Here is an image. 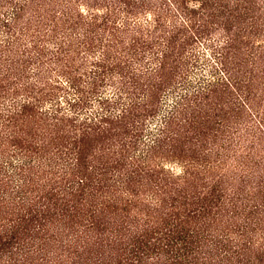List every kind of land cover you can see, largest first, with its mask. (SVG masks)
<instances>
[{
    "label": "trees",
    "instance_id": "obj_1",
    "mask_svg": "<svg viewBox=\"0 0 264 264\" xmlns=\"http://www.w3.org/2000/svg\"><path fill=\"white\" fill-rule=\"evenodd\" d=\"M80 1L0 0V264H26L32 253L50 264H249L260 187L262 202L216 233L213 208L227 195L218 184L211 208L188 201V168L156 176L150 198L139 184L165 170L187 129L199 136L218 124L203 105L214 97L245 112L246 129L264 130L252 77L237 75L235 61L239 21L264 30V12L255 18L256 0H199L204 20L225 32L214 52L226 73L165 104L166 88L179 83L172 18L186 27L195 9L181 0Z\"/></svg>",
    "mask_w": 264,
    "mask_h": 264
},
{
    "label": "rangeland",
    "instance_id": "obj_2",
    "mask_svg": "<svg viewBox=\"0 0 264 264\" xmlns=\"http://www.w3.org/2000/svg\"><path fill=\"white\" fill-rule=\"evenodd\" d=\"M181 1L188 6V13L191 14L190 10L192 8L195 11L192 12L193 17H188L193 19L191 23L190 20L188 22L191 25L188 24L186 27L181 24L182 17L180 15L178 18H172L178 19L174 32L177 34L176 42H178L177 45L179 46V55L175 56V60H173L175 66L173 67H175V79L179 80V83L176 88L173 85L166 88L164 92L165 104L170 100L176 99L177 95L192 91L207 81L219 80L226 73L218 54L214 52V47L222 44L225 39V32L220 23L215 18L211 22L204 20L202 13L197 10L200 4L199 0ZM79 2L81 1L79 0ZM91 2L95 6L104 5L101 0H91ZM155 2L160 4L161 0H155ZM263 8L264 0H256L253 13L256 19L260 18L259 20H261L264 12ZM238 24L237 32L239 37L237 44L239 48L235 60L236 73L242 77L246 75L252 77L251 86L254 98L252 102L256 110H261L264 107L263 25L256 21L253 30L249 32L245 30V21L240 20ZM246 41H249V46L245 44ZM203 105L210 114L208 118H217L218 124L213 120L208 122V126L204 127V133L199 136L187 129V132L181 138L180 146L163 158L165 170L160 173L155 172L152 178L146 176L144 180L140 181L139 185L143 191L139 195L142 198L152 197L153 190L157 189L155 180L158 177H169L173 173H180L181 176L184 174V170L188 168V201L198 197L201 201L204 200L205 204H208L211 208V203L214 202H212L213 198L210 195V191L215 187V184H218L219 188H223L222 192L224 194L227 193V195L225 194L222 197V207L219 209L213 208L214 211H218L216 218L219 217L208 227L211 232L221 233V229H225L227 226L229 229L235 228V225L241 222L242 217L245 215L242 212L247 213L250 209L247 203L252 205L262 202V198H258L260 194L255 192L257 190L254 191V187H260V189L264 190V161L260 162L259 159L260 154L264 151V130L260 131V129H252L250 127L246 129L247 119H249L246 113L244 112L241 117L237 116L235 105L227 103L225 98L218 99L214 97ZM163 108H166V105ZM253 119L256 125L261 127L257 118L254 117ZM155 122L156 119H149L148 125H153ZM254 133L255 136H253ZM250 146L252 147L250 148ZM242 155H248V157L244 158L250 165L238 164L239 160L242 159ZM207 159L212 160L214 163L210 170L207 169L208 166L206 168L203 166ZM256 159L259 161L255 163ZM177 177H175L176 181L178 180L179 182ZM170 180L173 181L170 178L168 182ZM169 184L164 189L170 193L172 188ZM233 192H236L235 195ZM227 196L231 197L237 206H230L228 203L230 198L228 199ZM118 211V215L123 214L125 216V214L129 213L121 209ZM251 217L254 221L258 219L260 223L257 224L259 221H255L256 223L253 221L252 223L258 236H254L256 243L252 246V251H250L253 260L249 264H264V209L261 204L258 211L251 213ZM250 233L252 234V232ZM45 247L46 249L51 248L49 245H45ZM31 257L26 264H50L48 258H46L48 255L38 256L36 253H32ZM114 258L116 259L115 254ZM150 260L148 258L147 262ZM212 263L221 264L217 259L216 261L212 260Z\"/></svg>",
    "mask_w": 264,
    "mask_h": 264
}]
</instances>
